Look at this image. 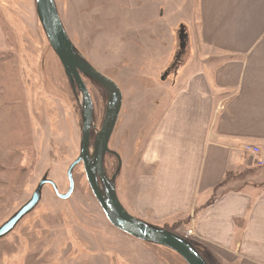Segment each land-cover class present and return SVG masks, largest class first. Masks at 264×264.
<instances>
[{
  "label": "rangeland",
  "instance_id": "obj_1",
  "mask_svg": "<svg viewBox=\"0 0 264 264\" xmlns=\"http://www.w3.org/2000/svg\"><path fill=\"white\" fill-rule=\"evenodd\" d=\"M197 1L55 0L77 53L112 79L123 95L110 139L121 168L115 157L105 156L109 178L120 169L115 179L120 202L132 216L170 231L174 224L132 211L123 195L133 190L147 139L177 90L182 69L195 57L194 47L187 45L177 67L168 70L181 52V26L196 18ZM85 83L99 130L107 92L92 80ZM83 102L50 46L36 0H0V227L32 198L43 179L54 183L61 195L69 191L68 170L81 151ZM247 146L259 149L252 156L254 165L264 167L260 148L243 149ZM73 180L68 200H61L52 185L43 187L36 209L0 239V264H187L175 252L110 224L82 164Z\"/></svg>",
  "mask_w": 264,
  "mask_h": 264
},
{
  "label": "crops",
  "instance_id": "obj_2",
  "mask_svg": "<svg viewBox=\"0 0 264 264\" xmlns=\"http://www.w3.org/2000/svg\"><path fill=\"white\" fill-rule=\"evenodd\" d=\"M185 30L195 57L181 68L124 202L174 224L209 264H264V167L243 149L264 156V0H198Z\"/></svg>",
  "mask_w": 264,
  "mask_h": 264
},
{
  "label": "water",
  "instance_id": "obj_3",
  "mask_svg": "<svg viewBox=\"0 0 264 264\" xmlns=\"http://www.w3.org/2000/svg\"><path fill=\"white\" fill-rule=\"evenodd\" d=\"M36 8L38 18L48 37L50 46L60 60L73 89L75 91L78 90L84 98L81 151L79 157L68 170L69 191L65 195H61L54 183L43 179L32 198L0 227V239L9 235L28 214L36 209L42 199V191L45 185H52L56 195L61 200H68L74 192L73 172L78 165L82 164L89 187L96 201L102 208L107 220L116 229L142 242L167 248L178 254L187 264H207L187 239L165 228L145 223L132 216L122 205L117 194L115 182L120 169L119 171L117 169V172L109 178L104 164L106 154L112 153L108 145L122 109V92L112 79L100 73L77 53L64 28L55 0H36ZM179 42L181 52L176 56L177 62L174 66H176L186 49L187 35L184 26L180 28ZM167 74L162 77L163 80ZM83 76H87L102 86L108 94L103 124L97 134L95 149L92 154L90 149L94 106ZM118 165L121 168L120 159H118Z\"/></svg>",
  "mask_w": 264,
  "mask_h": 264
},
{
  "label": "flooded vegetation",
  "instance_id": "obj_4",
  "mask_svg": "<svg viewBox=\"0 0 264 264\" xmlns=\"http://www.w3.org/2000/svg\"><path fill=\"white\" fill-rule=\"evenodd\" d=\"M177 62V60H175V63ZM179 62V61H178ZM177 65V64H176ZM94 67V66H93ZM95 68V67H94ZM68 78V77H67ZM83 79H84V81H85V79H89V80H91L90 78H88L87 76H83ZM71 83V82H70ZM72 85V84H71ZM102 87V86H101ZM72 88H73V86H72ZM103 88V87H102ZM104 89V88H103ZM74 90V89H73ZM107 97H108V94L106 93L105 94V98H106V101H107ZM106 105H107V103H106ZM106 109V106H105V108H104V113H105V110ZM93 114H94V112H93ZM103 116H105L104 114H103ZM103 124V123H102ZM101 127H102V125H101ZM101 127H100V129H101ZM100 129L99 130H97L96 129V127L94 126V120H93V127H92V132H91V149H92V151H94V149H95V140H96V137H97V134H98V132L100 131ZM108 147H109V149H110V141H109V145H108ZM111 150V149H110ZM107 155H109V156H113V157H115L116 158V160H117V162H118V158H117V156L115 155V153H113V151H112V153H108V154H106V156ZM104 164H105V159H104Z\"/></svg>",
  "mask_w": 264,
  "mask_h": 264
},
{
  "label": "built area",
  "instance_id": "obj_5",
  "mask_svg": "<svg viewBox=\"0 0 264 264\" xmlns=\"http://www.w3.org/2000/svg\"><path fill=\"white\" fill-rule=\"evenodd\" d=\"M244 150H245V152H247V153H248L249 155H251V156H255L256 153L259 152V149L253 148V147H251V146H247V147H245ZM255 150H256V151H255ZM186 235H187V237L192 236V235H193V231H192V230L187 231Z\"/></svg>",
  "mask_w": 264,
  "mask_h": 264
},
{
  "label": "trees",
  "instance_id": "obj_6",
  "mask_svg": "<svg viewBox=\"0 0 264 264\" xmlns=\"http://www.w3.org/2000/svg\"><path fill=\"white\" fill-rule=\"evenodd\" d=\"M180 62V61H179ZM188 242L200 253V255L204 258L205 256L202 254V252H201V248H199L198 247V245H196L195 243H193L192 241H190V240H188ZM204 260L207 262V264H209L208 263V261L206 260V258H204Z\"/></svg>",
  "mask_w": 264,
  "mask_h": 264
},
{
  "label": "bare ground",
  "instance_id": "obj_7",
  "mask_svg": "<svg viewBox=\"0 0 264 264\" xmlns=\"http://www.w3.org/2000/svg\"><path fill=\"white\" fill-rule=\"evenodd\" d=\"M79 11H80V12H83V9L81 8L80 10H77L75 14H77ZM80 18H81V17H80V15H79V16H78V20H79V21H81ZM106 103H107V102H106V100H105V104H106Z\"/></svg>",
  "mask_w": 264,
  "mask_h": 264
}]
</instances>
